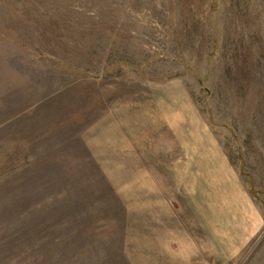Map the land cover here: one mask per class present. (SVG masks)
Instances as JSON below:
<instances>
[{
  "label": "rangeland",
  "instance_id": "obj_1",
  "mask_svg": "<svg viewBox=\"0 0 264 264\" xmlns=\"http://www.w3.org/2000/svg\"><path fill=\"white\" fill-rule=\"evenodd\" d=\"M0 264H264V0H0Z\"/></svg>",
  "mask_w": 264,
  "mask_h": 264
}]
</instances>
